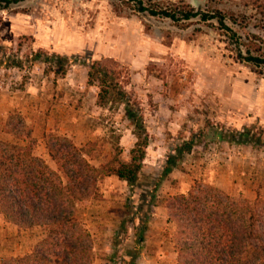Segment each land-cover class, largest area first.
Returning <instances> with one entry per match:
<instances>
[{
  "label": "rangeland",
  "instance_id": "obj_1",
  "mask_svg": "<svg viewBox=\"0 0 264 264\" xmlns=\"http://www.w3.org/2000/svg\"><path fill=\"white\" fill-rule=\"evenodd\" d=\"M144 1L169 10L187 3L209 14L221 11L243 43L253 36L264 40V0ZM40 53L42 59L45 55L68 57L67 75L59 76L57 65L35 60ZM237 55L236 45L217 20L176 23L141 13L128 0H25L8 9L0 6V138L24 146L36 143L35 153L56 168L47 149L48 135L67 137L79 146L72 138V131L78 129L69 134L64 131L67 119L72 121L76 113L75 105L84 103L80 99L99 93L83 82L91 63L124 70V87L134 109H141L137 112L147 122L151 137L145 171L155 174L162 169L170 148L181 143V137L189 138L192 132L198 137L194 151L186 156L184 170H175L160 186L157 195L162 205L154 208L144 240L136 245L139 263H155V253L163 257L161 264L178 263L173 242H164L167 237L172 241L174 234L173 226H165V199L188 193L201 183L234 197L256 201L260 194L264 200V148L230 141L244 128H252L254 133L264 130V69L260 73L254 65L238 61ZM133 79L141 85V95H135ZM148 90L165 97L173 113L179 109L183 114L177 119L172 114L168 122H160L165 125L163 134L157 133V121L152 118L159 109L151 100L155 95L151 93L150 106L141 105L139 97H149ZM120 106L110 105L108 113L96 110L97 119L89 123L100 130V136L84 146L89 145L95 166L116 155L119 130L132 126L131 120L123 118V111L119 112ZM79 122L83 120L71 123ZM174 122L180 126L175 134L171 132ZM121 150V159L126 161ZM97 157L98 162H93ZM115 189L111 199L98 204L103 208L90 206V202L80 206L86 226L102 217V228L90 232L98 247L95 264H107L103 257L113 254L115 242L124 234L120 232L122 222L129 219L130 188ZM98 209L102 213L97 214ZM19 231L0 218V264L12 257L1 247L30 253L46 235L42 228ZM126 236L124 246L118 244L121 253L130 246ZM110 246L112 251L105 252Z\"/></svg>",
  "mask_w": 264,
  "mask_h": 264
},
{
  "label": "trees",
  "instance_id": "obj_2",
  "mask_svg": "<svg viewBox=\"0 0 264 264\" xmlns=\"http://www.w3.org/2000/svg\"><path fill=\"white\" fill-rule=\"evenodd\" d=\"M22 1L25 0H0V6L8 9ZM130 1L135 2L141 13L176 23L196 18L205 22L217 20L236 45L237 60L263 72L264 40L253 36L251 41L243 43L221 11L209 14L187 3L169 10L157 8L150 1L148 5L144 0ZM42 55L36 54L35 60L57 65L59 76L67 74L71 63L68 57L45 55L42 59ZM123 76L122 69H109L93 62L89 66L88 86L99 89L97 103L102 108L127 105V116L134 123L137 138L129 160L121 159L119 142L116 155L97 167L90 160L89 145L79 147L67 137L49 134L47 149L57 166L53 168L35 153L36 143L24 146L0 138V216L20 230L46 231V237L30 253L9 257L4 264H95V242L82 220L80 206L105 201L100 182L110 176L128 183L131 198L129 219L123 220L120 229L123 237L115 242L113 254L103 258L107 264H141L136 245L144 240L154 208L162 205L157 195L160 186L175 170H184L186 156L194 151L198 137L193 132L189 138L181 137V143L170 148L162 169L155 174L145 171L151 137L144 117L137 112L141 109L133 107ZM230 141L264 148V130L254 133L252 128H244ZM173 184L176 186V181ZM164 203L168 223L174 228L172 242L178 264H264V200L260 194L256 201H251L197 183L188 193L170 196ZM131 226L133 233L129 234ZM126 235L130 246L121 253L118 244L124 246Z\"/></svg>",
  "mask_w": 264,
  "mask_h": 264
},
{
  "label": "crops",
  "instance_id": "obj_3",
  "mask_svg": "<svg viewBox=\"0 0 264 264\" xmlns=\"http://www.w3.org/2000/svg\"><path fill=\"white\" fill-rule=\"evenodd\" d=\"M88 74H89V70H88L87 76H88ZM88 80H89V77L87 79H85V81H83V82L85 84H87ZM133 80H135V83H133V86H134V84H136V86H135L136 88L134 87V89L137 91V93L135 94L137 96V95L140 94V90H141L142 87H141V85L138 84L136 79H133ZM137 84L139 85L138 88H137ZM92 89H93V87H92ZM96 89L98 90V88H96ZM148 91H150L149 92L150 93L149 97H139L141 105L142 106H147V105L150 106L151 100H153V103H154L155 107H159L158 110H155V112L157 114L156 117L155 118L152 117V118H153V121L154 120H155V122L157 121L156 125H155V129H156L157 133L158 134H163L166 129H165V125L160 124V122H163V123L164 122H168L169 121L168 119L170 118V116H172V114H173V116L176 119L177 118H181V116H183V114L179 111V109H174L175 113H173L172 108L166 106L165 97H159L158 93H156V90H153L155 93L151 92L152 90H148ZM151 93L154 94L155 96L152 97ZM151 97H152V99H151ZM80 100H83L84 103H82L81 107H78V105H75L76 113H75V115H72V117H73L72 121H71V119H67V123H66L67 128H65L64 132H65V134H69L70 131H72L73 129L77 128L78 129L77 131H72V133H73L72 134V138L74 139V141L79 146H83L84 147L90 141H93L96 138V136H100V130L96 129V126H95V129H94V128L90 127V125H89V123H92V122H94L97 119L96 114H99V112L96 111V110H101V112H104V113H108V112H111V111H110V108H106L105 109V108H102V107H100L98 105V103H97V101H98V92L97 91H96L95 97H91V98L85 97L84 99H80ZM80 100L78 102H80ZM168 100H169V98H168ZM122 111H123V116H124L123 118L125 120L128 119L130 121V119L127 116V105L125 107L123 105H121L119 107V112H122ZM178 116H180V117H178ZM79 119L83 120L84 123L83 122H79L78 124L77 123H75V124L71 123L73 121L77 122ZM144 123H145V125L147 124V122H145V121H144ZM131 124H132V126L125 127L122 130H119L121 132V135H120V146L123 148L125 156H127V160L130 159L131 151L133 150V148L135 147V145L137 143V138H136V136L134 134L135 126H134L133 122ZM171 125H172L171 132H173L175 134L177 132V130L180 128V126L178 125L177 122L171 123ZM91 126H92V124H91ZM72 127H74V128H72ZM146 128H147V125H146ZM153 129H154V127H153ZM85 134H89V135L91 134V137H89V138L85 137ZM107 143H109V145H111L110 141H108ZM38 156L41 157V155H38ZM97 159H98V157L95 158L92 161L97 163L98 162ZM102 159L105 160L104 157L103 158L101 157V160ZM103 162L104 161L99 162V165H97V166L103 165L104 164ZM147 162L148 161L145 160V163H147ZM116 186H122L124 188H127V190H129V188H130L127 182L121 181L117 176L106 177L100 182L101 192L103 193V195H104L106 200H109V199L112 198L113 192L116 191V189H115ZM102 202L103 201H97V202L91 201L89 204H90V206H96L97 205L98 208H103V207H99V205H98V204H100ZM90 206H89V208H91ZM100 210L101 209H98L97 214L102 213ZM90 211H92V210H90ZM86 216H87V214H86ZM2 217L3 216H0V218H2ZM3 219H4V217H3ZM5 222H6V224L8 226H11V228L13 230H16L17 233L20 232L19 231L20 229L18 228V226L14 225V224H11V223H9L7 221H5ZM100 222H102V217L94 218L93 220H91L89 222V225L87 226V228L89 229V231L91 233H92V229L96 228L97 230H100V228H102V226H103V225L99 224ZM165 223H166L165 226H169V228L171 229L170 224L168 223V220ZM45 237H46V235L43 236V239ZM165 241H167L169 244L172 243L170 237L164 238V242ZM37 242H39V241H37ZM1 248L5 252L11 254L10 256H13V255L22 256V255L27 254V252H28V251H26V253H22L21 250L18 249V248L15 250L17 252H10L9 249L5 248V246L1 247ZM95 250L96 251L98 250L97 244H96ZM111 251H112V246H110L109 248H106V250H105V252H111ZM155 254H156V256H155L156 257L155 258L156 261H155V263H150V264H161V262H163V260H164L163 257L159 253L158 254L155 253ZM175 255H176V259L178 260L177 252H175ZM141 264H148V263H141ZM173 264H178V263H177V261H175V263H173Z\"/></svg>",
  "mask_w": 264,
  "mask_h": 264
},
{
  "label": "flooded vegetation",
  "instance_id": "obj_4",
  "mask_svg": "<svg viewBox=\"0 0 264 264\" xmlns=\"http://www.w3.org/2000/svg\"><path fill=\"white\" fill-rule=\"evenodd\" d=\"M128 2H131V3H133L134 5H135V7H136V9H137V5L135 4V2H132V1H130V0H128ZM195 8V7H194ZM138 10V9H137ZM197 11H199V10H197ZM203 12V11H202Z\"/></svg>",
  "mask_w": 264,
  "mask_h": 264
}]
</instances>
